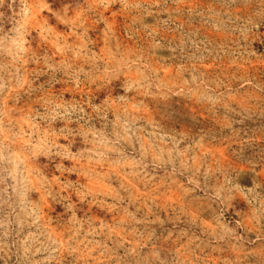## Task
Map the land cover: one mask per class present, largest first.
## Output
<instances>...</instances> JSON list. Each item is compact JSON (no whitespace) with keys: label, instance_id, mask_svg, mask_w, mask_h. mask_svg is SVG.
Segmentation results:
<instances>
[{"label":"rangeland","instance_id":"obj_1","mask_svg":"<svg viewBox=\"0 0 264 264\" xmlns=\"http://www.w3.org/2000/svg\"><path fill=\"white\" fill-rule=\"evenodd\" d=\"M0 264H264V0H0Z\"/></svg>","mask_w":264,"mask_h":264}]
</instances>
